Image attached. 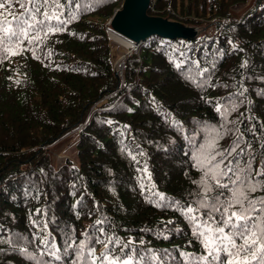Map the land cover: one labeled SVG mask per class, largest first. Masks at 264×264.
<instances>
[{"label":"trees","instance_id":"16d2710c","mask_svg":"<svg viewBox=\"0 0 264 264\" xmlns=\"http://www.w3.org/2000/svg\"><path fill=\"white\" fill-rule=\"evenodd\" d=\"M247 1L150 0V15L201 30L189 37L148 36L117 74L106 24L123 0H86L92 8L85 6L66 31L49 36L36 56L26 51L0 63V235L31 239V221L47 220L63 248L65 233L79 241L105 219L108 234L143 238L144 247L202 251L184 217L149 203L140 183L154 182L168 199H191L201 173L192 166L188 137L196 134L200 142L203 125L222 122L216 102L234 96L240 82L248 91L235 97L240 107L229 119H242L249 138L246 117H256L257 128V121L264 123V95L257 94L264 89V0H249L237 13L235 6ZM188 58L209 70L203 87L186 78ZM181 60L177 69L174 61ZM73 134L77 159L57 166L54 148ZM231 139L226 136L221 147ZM145 163L151 182L137 170ZM169 220L164 239L159 233ZM21 246L0 244V264H34Z\"/></svg>","mask_w":264,"mask_h":264},{"label":"snow or ice","instance_id":"6c2138e0","mask_svg":"<svg viewBox=\"0 0 264 264\" xmlns=\"http://www.w3.org/2000/svg\"><path fill=\"white\" fill-rule=\"evenodd\" d=\"M17 5L18 12L15 11ZM85 6L89 10L92 8L86 0H0V63L26 51L36 56L37 48L49 36L66 31ZM180 56L184 57L185 53ZM174 63L180 69L184 61ZM188 63L186 78L203 87V77L209 70L201 68L199 60L188 58ZM246 65L247 61H244L241 67ZM247 91L240 82L234 96L216 102L215 111L222 122L218 126L203 125L200 142L196 141V134L188 137L193 148L192 166L201 173L200 179L193 182L197 190L189 193L190 200L182 203L168 199L156 190L154 182L140 183L141 193L147 191L149 194L145 197L149 203L157 208L176 210L184 217L192 237L202 249L199 253L144 247L143 238L125 240L115 233L108 234L103 227L105 219H97L91 234L85 231L79 241L73 234L65 233L63 248L48 231L47 220L31 221L36 229L31 239L23 235H0V244L7 243L16 248L23 241L24 246L18 247V251L34 264H264V194L256 195L264 193V123L257 121V128V124L252 123L256 117L248 115L246 119L251 126L246 131L249 138L240 128L242 119H229L240 107L234 102L235 97H243ZM257 94L264 95V89ZM243 102L241 100L240 104ZM244 116L241 113V117ZM173 127L182 126L173 121ZM226 136L232 137L231 143L221 147ZM132 159L136 160V156L132 155ZM137 170L143 174L141 180L151 182L152 175L146 163ZM29 194L26 190V195ZM40 214L41 210L37 209L36 215ZM172 223L167 221L165 230L159 233L164 239L169 238L165 231H169L167 225ZM188 244L190 246L192 241ZM29 245L34 246L31 251ZM97 245L101 246L99 253Z\"/></svg>","mask_w":264,"mask_h":264},{"label":"water","instance_id":"95a60500","mask_svg":"<svg viewBox=\"0 0 264 264\" xmlns=\"http://www.w3.org/2000/svg\"><path fill=\"white\" fill-rule=\"evenodd\" d=\"M150 0H123L107 22L106 29L117 31L124 37L133 39L139 45L148 36L159 34L170 38L193 36L195 28L159 15H150ZM109 35V32H108ZM121 66H124L122 61Z\"/></svg>","mask_w":264,"mask_h":264},{"label":"rangeland","instance_id":"374dc122","mask_svg":"<svg viewBox=\"0 0 264 264\" xmlns=\"http://www.w3.org/2000/svg\"><path fill=\"white\" fill-rule=\"evenodd\" d=\"M249 1V0H248ZM248 1L241 3L237 6H235V11L239 14L243 13V11L245 10L246 6L248 5ZM108 22V21H107ZM182 23V22H181ZM185 24V23H183ZM107 25V24H106ZM188 25V24H186ZM192 27L195 28L196 33L199 32L201 30L200 27L197 26H193L190 25ZM213 26H210L208 31L213 30ZM110 38V37H109ZM110 42H111V55H112V60H113V64H114V68L116 70L119 69V72L121 73V63L122 61H124L125 56L128 53H131V51L133 50L132 48H127L125 46H123L122 44L113 41L110 38ZM75 142H76V135H70L66 138H64L55 148L53 151V160L55 162V164L58 166L60 164H62L64 162V160L66 158H71L73 160L77 159V154H76V148H75Z\"/></svg>","mask_w":264,"mask_h":264},{"label":"bare ground","instance_id":"6f19581e","mask_svg":"<svg viewBox=\"0 0 264 264\" xmlns=\"http://www.w3.org/2000/svg\"><path fill=\"white\" fill-rule=\"evenodd\" d=\"M108 32H109V37L113 41L118 42L127 48H131L135 44V41L133 39L124 37L123 35L119 34L117 31L113 30L112 28H109Z\"/></svg>","mask_w":264,"mask_h":264}]
</instances>
